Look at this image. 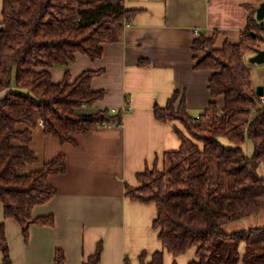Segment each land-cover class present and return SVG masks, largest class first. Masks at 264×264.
Here are the masks:
<instances>
[{"label": "trees", "instance_id": "1", "mask_svg": "<svg viewBox=\"0 0 264 264\" xmlns=\"http://www.w3.org/2000/svg\"><path fill=\"white\" fill-rule=\"evenodd\" d=\"M260 1V0H257ZM238 42L216 47L217 32H201L192 42L194 68L208 69L211 100L197 116L190 115L185 94L175 90L164 106L155 105L160 121H176L178 149L165 151L156 164L137 174L139 185L126 186L131 200L156 205L153 227L162 249L140 254L141 264H164L165 251L176 257L190 250L186 264H264V226L227 232L224 225L264 208V94L251 82L244 56L257 51L251 20ZM124 0H1L0 7V202L5 218H14L28 237L30 223L52 225L51 214L34 217V206L56 192L48 176L66 171L62 153L40 168L30 148L33 130L61 143L101 123L121 124L123 111L94 107L104 90L91 82L102 70H84L74 79L69 71L55 82L50 68L69 66L76 53L91 59L103 53V43L116 39L115 28L129 18ZM255 26V25H254ZM264 86V85H263ZM222 97V104L217 101ZM24 123L25 128L17 125ZM253 152L248 156L245 142ZM1 264H12L0 222ZM99 241L83 264H98ZM57 249L54 264H64ZM124 264H129L125 259Z\"/></svg>", "mask_w": 264, "mask_h": 264}, {"label": "crops", "instance_id": "2", "mask_svg": "<svg viewBox=\"0 0 264 264\" xmlns=\"http://www.w3.org/2000/svg\"><path fill=\"white\" fill-rule=\"evenodd\" d=\"M257 2L124 0L130 16L123 21L116 39L103 43L100 57L91 59L76 53L69 66L49 69L55 82L66 71L74 79L84 70H102L91 82L94 90H104L94 107L121 109L123 121L101 123L85 133H74L75 143H61L45 134L41 124L37 126L42 134L39 145L43 163L62 153L66 171L48 176L56 192L32 209L34 217L51 214L53 224L30 223L27 239L14 218H5L0 202V222L5 223L12 264H54L57 249L64 253V264H83L94 254L99 241L102 252L98 264H124L125 259L129 264H141L142 252L147 253V260L162 249L153 227L156 205L131 200L125 193L126 186L139 185L138 173L155 164L162 169L164 152L180 145L175 132L179 123L158 120L154 106H164L175 90L185 94L190 115L197 116L208 105L212 71L194 68L192 42L201 32L210 36L214 31L216 47L225 41L238 42ZM217 101L222 104V97ZM244 147L250 156L253 149L249 153L248 141ZM250 216L236 220L244 225ZM172 257L165 251L164 264H171ZM192 258L193 250L176 257L178 264Z\"/></svg>", "mask_w": 264, "mask_h": 264}, {"label": "rangeland", "instance_id": "3", "mask_svg": "<svg viewBox=\"0 0 264 264\" xmlns=\"http://www.w3.org/2000/svg\"><path fill=\"white\" fill-rule=\"evenodd\" d=\"M261 1L262 0L257 2V6L259 5V3ZM257 6H256V8H257ZM256 8H255V11H256ZM255 11H254V17H255ZM259 21H260V23L256 24L254 20H251V26H250V28H252V30H251L252 33H254V35H256L258 37V39L255 42V43H258V46H259L258 49L262 48V46H263V35H264V19L263 20H259ZM119 29H120V26H118L114 30V32H116V36L118 34ZM255 52L256 51L247 52L245 54V56H244V59H245L246 63L249 64V66L251 68V73H252L251 82H252V85L255 86V87H258L259 85H264V63L254 64V63L250 62V57L253 54H255ZM1 95L2 94H0V96ZM219 102H221L220 99H219ZM25 127H26V125L24 123H20V124L17 125V128H19V129H22V128H25ZM41 135L42 134H41L40 130L36 127L33 130V136H32V141L30 142V148L35 150L36 155L38 157V160L36 162H34L33 164H30L28 166V169L40 168L42 166L44 160H45L44 159L45 158L44 154L41 153L40 145H39V142H40L39 138H40ZM248 144H249V147H250V151H249V153H250V152H252L253 145H252V143L250 141H248ZM246 154H248V152ZM259 171L262 174H264V171H263L262 167L259 169ZM246 221L247 222L245 224L243 223L244 225H240L239 223H241L242 220H235V222L232 221V223L229 222V223L225 224L224 228H225L226 231H229V230H232V228L240 229V228H248L250 226H264V209L261 212L246 218ZM233 223H236V224H233ZM181 255H188V252H186L185 254H181ZM184 257H186V256H183V258ZM181 259H182V256H181ZM184 259H186V258H184Z\"/></svg>", "mask_w": 264, "mask_h": 264}, {"label": "water", "instance_id": "4", "mask_svg": "<svg viewBox=\"0 0 264 264\" xmlns=\"http://www.w3.org/2000/svg\"><path fill=\"white\" fill-rule=\"evenodd\" d=\"M256 14L255 17L257 20H262L264 19V0H262L259 5L256 8ZM0 31H1V27H0ZM250 62L254 63V64H260V63H264V46L260 49H258L255 54H253L250 57ZM257 94L259 96H262L264 94V86L263 85H259L256 88Z\"/></svg>", "mask_w": 264, "mask_h": 264}, {"label": "flooded vegetation", "instance_id": "5", "mask_svg": "<svg viewBox=\"0 0 264 264\" xmlns=\"http://www.w3.org/2000/svg\"><path fill=\"white\" fill-rule=\"evenodd\" d=\"M255 14H256V12H255ZM262 20H263V19H262ZM253 34H254V33H253ZM263 46H264V35H263ZM263 46H262V47H263Z\"/></svg>", "mask_w": 264, "mask_h": 264}, {"label": "built area", "instance_id": "6", "mask_svg": "<svg viewBox=\"0 0 264 264\" xmlns=\"http://www.w3.org/2000/svg\"><path fill=\"white\" fill-rule=\"evenodd\" d=\"M42 124V123H41Z\"/></svg>", "mask_w": 264, "mask_h": 264}]
</instances>
